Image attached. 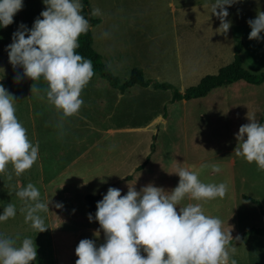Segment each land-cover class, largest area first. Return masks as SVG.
I'll use <instances>...</instances> for the list:
<instances>
[{
	"label": "crops",
	"instance_id": "1",
	"mask_svg": "<svg viewBox=\"0 0 264 264\" xmlns=\"http://www.w3.org/2000/svg\"><path fill=\"white\" fill-rule=\"evenodd\" d=\"M23 3L22 10L15 15V18L18 25L23 23L31 28L35 19L45 10L46 5L43 0H23ZM169 3L175 15L180 13V16L173 20V26L184 27L186 30L189 28L193 35L191 44L187 48L186 58L203 60L198 65L204 64L211 56L219 58L222 55L221 47L224 43V35L216 32V28L220 26L219 19L213 21L212 17L207 16L204 11L195 16L196 6L193 1L186 2L185 5L176 0H170ZM239 5L242 9L264 11V0H241ZM197 8L200 9L201 6ZM249 19L251 17L244 18L245 23L239 26L243 30L235 37L233 43L243 42L242 58L245 57L244 52L248 48V42H255L259 46L260 54L255 51L251 55L253 59L251 65L261 72L264 69L262 65L264 61H261L264 40L248 38L251 32V27L247 23ZM99 20L98 24L91 26L94 48L96 42L94 29L104 23L102 18ZM148 24H156V20L152 19ZM143 26L144 24L139 20L129 21L123 17L111 19L109 33L112 45L109 44V57L123 64V60L129 58L127 51H131V46L133 50L138 49L137 46L132 45L129 38L127 40L131 45L124 46L123 38L129 34L131 27H137L135 33H144L139 30ZM234 27L231 23L230 28ZM195 28H197L196 31ZM119 34L122 36L120 40ZM186 36L190 37V33L186 32L185 36H179V33L175 35L179 48L182 41L185 42ZM105 37H103L104 40ZM98 52L103 58L101 48ZM181 59V51L178 50V72L182 80L185 68L181 65ZM194 65L195 63L187 65L186 69L196 68ZM220 68V66L216 67L213 73L218 72ZM218 88L220 87L213 89L202 98L181 99L175 102L171 101V98L168 101L167 110L162 109L163 104L159 101L158 110H154L152 115L145 117V102L142 98L134 96L135 91L163 89L134 85L122 92L101 75L96 74L81 93L84 103L77 114L61 121L62 114L55 110L56 117L52 114V124L63 132H59L58 145L54 146V159L51 162H42L40 165L43 177L39 182L45 202L52 199L54 204L59 202L64 205L63 208H56V221L51 220V210L47 212L49 218L47 226L50 227L48 230L53 245L57 247L58 242H61L66 253L69 249L67 242L78 246L80 240L88 238L93 239L99 247L105 243V236L99 223L94 219L90 221L88 218L90 210L87 195L102 193L100 201L109 187L125 190L128 185H135L141 179L144 186L149 178H153V181L161 180L164 186L173 181L172 186L175 188L180 177L178 174H169V172H175L178 167H183L197 171L203 183H226L227 193L231 199L239 203L244 201L255 209V215L250 217V223L253 226L241 229L240 221L237 224V220L235 228H231V225L227 228L224 222L222 226L226 232L232 230L234 243L230 247L236 250L243 246L241 253L243 260L237 259V264H264V234L247 233L252 228L264 227V180L254 179L253 172H257V169L251 168L254 162L248 163L242 157L236 156L235 147L230 150L227 157L224 156L225 149L220 145H224L227 118H230L229 108L236 102L222 98H208ZM182 91H184L183 87ZM155 134H157L156 138H154ZM63 135L64 138H61ZM211 138L215 141L212 146ZM214 144L218 148H214ZM66 146H68L67 149ZM66 150L69 151V156H66L70 158L64 163L59 162ZM148 157L150 159L145 164ZM143 164L145 166L140 168ZM205 164H216L220 171H213L211 167H201ZM47 172L51 173L48 179L45 178ZM19 185L23 186V183L20 182ZM247 186L251 189H247ZM51 188L52 191H50ZM249 190L251 193L248 192ZM186 200L187 204L204 203V201H191L187 198ZM229 202L232 204V201ZM225 209V213L227 210L231 212L230 217H237L234 206L228 208L225 206ZM222 210L220 213L224 212V209ZM97 230L99 235H96ZM237 236L238 240L235 239ZM73 259L76 264L78 256L75 255Z\"/></svg>",
	"mask_w": 264,
	"mask_h": 264
},
{
	"label": "clouds",
	"instance_id": "2",
	"mask_svg": "<svg viewBox=\"0 0 264 264\" xmlns=\"http://www.w3.org/2000/svg\"><path fill=\"white\" fill-rule=\"evenodd\" d=\"M237 2L214 0L211 5V14L220 21L216 32L226 38L231 27L226 6ZM43 3L46 8L33 26L28 28L21 23L6 50L13 68L23 69V74L18 72L14 81L20 83L27 77L35 82L43 77L48 85L45 90L47 101L62 114V121L79 112L84 103L81 93L94 75L92 60L76 51L79 37L89 31L90 24L82 14L81 0H43ZM23 6V0H0V27L11 25ZM89 14L98 16L100 9L93 8ZM247 23L252 29L248 38L264 40L261 36L264 11H258ZM40 92L33 83L31 95ZM15 100L14 95L0 84V174L5 173L10 164L12 172L19 177L37 161L39 144L30 141L27 129L17 118ZM247 118L249 123L241 125L235 134L238 143L234 153L264 170V124L249 112ZM201 167L220 171L216 164ZM172 173L178 174L180 179L168 193L151 183L139 191L128 185L125 195L121 194V189L109 187L103 199L97 202L95 217L88 214L90 221L99 222L105 243L97 247L93 239L80 240L75 249L76 264H237L231 258L235 252V248L230 247L234 239L232 230L224 231L221 219L206 215L202 204L181 203L185 198L191 201L222 199L227 193V184L203 183L197 171L183 167L169 172ZM11 178L10 173L8 179ZM15 196L23 202L19 211L24 215L25 223H30L38 233L47 231L50 227L46 226L40 213L50 210L52 199L42 201L40 191L32 183L20 187ZM55 207L63 208L64 205L56 202ZM16 214V206L8 203L0 214V222H6ZM17 239L0 235V264H31L36 260L37 246L33 240L24 238L17 246Z\"/></svg>",
	"mask_w": 264,
	"mask_h": 264
},
{
	"label": "rangeland",
	"instance_id": "3",
	"mask_svg": "<svg viewBox=\"0 0 264 264\" xmlns=\"http://www.w3.org/2000/svg\"><path fill=\"white\" fill-rule=\"evenodd\" d=\"M176 1L181 4L183 3L184 5L186 2L189 3L190 1H193L196 6L194 10L195 16H198L199 13L204 11L207 16L212 17L213 21H217V17L214 14H211V5L214 3V0H207L206 2L199 3L197 1L205 0ZM240 1L241 0H238L237 3H234L230 7L226 6L229 11L227 19L231 21L235 27L229 29L227 38L224 36V43L221 47L223 51L222 55L219 58L211 56L204 64L198 65V63L203 60H188L186 58L187 48H189V45L191 44L193 35L191 34V29L189 31V28L186 30L184 27L177 28L173 26V20H175V17L180 16V13L175 15L172 12L169 3L170 0H89L91 10L93 8L100 9V15L93 18L98 20L102 18L104 20V23L99 28L94 29L96 41L95 48L97 51L99 48L102 49V60L122 82L129 79L132 69L141 68L147 79L158 80L161 82L167 81L174 84L181 91L182 87L183 90H186L190 86L199 83L201 77H204L207 74H214L213 71H215L216 67H223L234 60V49L238 42L233 43V40L243 30L242 27L239 26H242L245 23L244 18L246 16L254 19L258 12L245 9L244 7V9H242L239 5ZM199 5L201 6L200 9L197 8ZM118 17H123L129 21L139 20L144 24L143 28H139V30L144 33H135L137 27H131V31H128L129 34L123 38L124 46L131 45L127 40V38H129L132 45L138 47V49L133 50L131 46V51H127L129 58L124 59L123 64H121L122 62L117 63L116 60L109 57V44L112 45L109 33V29L111 28H109V25L111 24V19H117ZM152 19L156 20V24L149 25L148 23ZM18 27L19 25L15 16L14 22L11 25L0 27V84H2L10 94L14 95L16 99L14 101L16 116L27 129L30 141L34 145L38 142L39 153L38 159L32 168L21 176H15L10 164L8 165V170L5 173L0 174V214L3 213L4 208L8 203H13L17 208V214L14 218H9L6 222H0V235L11 237L13 239L18 237L17 246L22 243L24 238H31L34 245L36 244L37 246V258L32 261L31 264H74L75 261L73 258L76 255L75 249L77 245L75 246L67 242L69 249L68 252L65 253L63 249L64 246L61 242H58L57 247L53 245L49 230L38 233V231L32 229L30 223H25L24 215L19 211L23 206V202L15 196V192L20 187H26L28 183H32L40 191L41 200L44 201L42 187L39 186V182L43 177L41 176L40 165L42 162L47 163L54 159L53 149H55L54 146L58 145L59 132H63L59 130V127L52 124V114L56 117L55 107L49 104L47 99H41L42 95L40 93L38 95H31L32 83H30V80L27 77H24L20 83L14 81V77L18 72L23 74V69L22 67L16 69L13 68L9 62V55L6 49L7 46L12 43V35ZM196 29L197 28H195V31ZM251 30L252 29H250V31ZM186 32L190 33V37L186 36L187 38L185 42H183V37V41L181 40L182 44H180L179 48L176 43L177 40L175 39V35H178L179 33V36H185ZM187 35L189 34L187 33ZM104 36H106L105 40L103 39ZM261 36H264V31L261 32ZM118 37L120 40L122 38L121 34H119ZM247 46L248 48L246 52H244L245 57L243 58V66L245 68L248 67L247 69L253 73L264 72V69L259 72V70H256V68L251 65V61L253 60L251 55H253L255 51L260 54L258 51L259 46L255 44V42H248ZM178 50L181 51L182 55L181 65L185 68L183 69L184 74L182 80L178 72ZM262 51L263 57L261 61H264V45ZM191 62L195 63L194 66L196 68L187 70L186 67L187 65H192ZM262 65L264 66V64ZM209 66L210 68H208ZM134 96L144 100L145 117H148L154 113V110H158L159 101L163 104L162 109L167 110L168 101L173 97V92L172 90L154 91V89H150V91H135ZM208 98H222L230 102H236L229 108L230 118H227L224 145H220V147H224V156L227 157L230 150L237 146L238 141L236 140L235 134L238 133L240 126L249 123L247 118L248 112L251 115H255V118L261 124H264V83L260 85H252L245 81H236L232 84H227L216 89L208 96ZM156 137L157 134H155L154 138ZM61 138H64V135ZM213 142H215L214 138H211V146ZM65 148L67 149L68 146ZM214 148H218L217 145L214 144ZM68 154L69 151L66 150V153L63 154L59 162L64 163L68 161L70 158L68 157ZM242 159L244 158L242 157ZM239 166L240 165H238V167ZM251 168L253 170L257 169V172H253L254 179L258 181H260V179L264 180V171L260 170L255 162L251 165ZM10 173L12 178L8 179ZM236 174H238V172H236ZM49 175L51 177V173L47 172L45 178L48 179ZM18 181L19 183L22 182L23 186H20ZM160 181L161 180L153 181V178H149V180L145 181L144 186L150 183L154 185L157 183L155 186L162 187L165 190L168 189L166 190V193L174 188V186H172V184L174 185L173 181H170L167 186H164ZM142 185L143 181L141 179L137 184L130 186H135L136 190L139 191L144 187ZM247 189L251 188L247 186ZM50 191H52V188ZM127 191L128 188L122 190L121 194L125 195L127 194ZM9 192L12 193V195H10ZM248 192L251 193V190ZM229 201H232V204H230ZM181 203L182 205H186V198ZM198 203L205 207L203 208L205 214L218 217L221 219L222 224L223 222L225 223L227 228L230 227V225L231 228H235L236 220L237 224L240 221L241 229L253 226V224L250 223V217L255 215V209L244 201L239 203L238 201L231 199L228 193H226L225 197L222 199L218 197L213 200L204 201V203ZM225 206L227 208L229 206H234L236 208L235 211L237 217H230L231 212L228 210L225 213ZM222 209H224V212L220 213V211H223ZM50 210L52 215L51 220L56 221V207L54 203L50 204ZM177 210L179 211V206H177ZM40 215L44 218L47 226L49 220L47 213H40ZM242 247L243 246H240L239 248L241 249L235 250L231 255L232 259L243 260L241 256ZM141 254L146 256V253H143L142 250Z\"/></svg>",
	"mask_w": 264,
	"mask_h": 264
},
{
	"label": "trees",
	"instance_id": "4",
	"mask_svg": "<svg viewBox=\"0 0 264 264\" xmlns=\"http://www.w3.org/2000/svg\"><path fill=\"white\" fill-rule=\"evenodd\" d=\"M83 4L82 14L88 19V13L91 11V6L89 0H81ZM93 25L99 22L98 19L91 17ZM93 32L90 27L89 31L86 34H81L79 37L78 43L79 48L76 50L78 54L83 55L86 59H91L93 62V71L94 75L99 74L105 78L113 87L120 89L122 92L126 91L128 88L134 85H141L144 87L153 86L156 89L163 90H172L173 97L171 101L175 102L181 99H196L205 97L213 89L221 87L226 84L233 83L235 81H245L249 84H261L264 83V72L253 73L243 66V58L241 55L243 49V42L239 43L235 47V56L234 60L223 67H221L218 73L207 74L201 78L199 83L192 85L184 91L179 90L174 84L170 82H161L158 80H151L145 77L144 71L141 68H134L131 72V75L127 81L122 82L117 75H115L109 66L102 60L101 54L93 46ZM31 80V79H30ZM37 87L41 89L40 94L47 99L46 89L48 87L47 82L41 77L38 81H32ZM150 157H148L145 164L148 162ZM145 164L141 165L140 168H143ZM102 193L98 195H87L88 205L90 213L95 217L97 211V202L99 201ZM251 199L250 197H247ZM95 220V219H94ZM96 221V220H95ZM99 223L98 221H96ZM248 234H264V227L252 228L248 230ZM234 243V239L231 241V244ZM230 244V245H231Z\"/></svg>",
	"mask_w": 264,
	"mask_h": 264
},
{
	"label": "water",
	"instance_id": "5",
	"mask_svg": "<svg viewBox=\"0 0 264 264\" xmlns=\"http://www.w3.org/2000/svg\"><path fill=\"white\" fill-rule=\"evenodd\" d=\"M90 13V12H89ZM88 13V20H89V24H90V27L93 25V23H92V20H91V16H90V14Z\"/></svg>",
	"mask_w": 264,
	"mask_h": 264
}]
</instances>
